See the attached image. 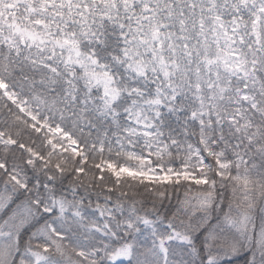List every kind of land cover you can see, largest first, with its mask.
<instances>
[{
	"label": "snow or ice",
	"instance_id": "6c2138e0",
	"mask_svg": "<svg viewBox=\"0 0 264 264\" xmlns=\"http://www.w3.org/2000/svg\"><path fill=\"white\" fill-rule=\"evenodd\" d=\"M0 264H264V0H0Z\"/></svg>",
	"mask_w": 264,
	"mask_h": 264
}]
</instances>
